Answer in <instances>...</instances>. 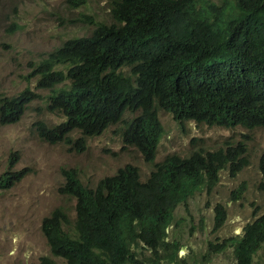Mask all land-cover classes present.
Wrapping results in <instances>:
<instances>
[{
  "label": "trees",
  "instance_id": "16d2710c",
  "mask_svg": "<svg viewBox=\"0 0 264 264\" xmlns=\"http://www.w3.org/2000/svg\"><path fill=\"white\" fill-rule=\"evenodd\" d=\"M109 10L112 23L94 22L88 36L68 39L34 69L36 88L49 91L48 110L64 118L51 128L37 124L44 141L65 140L80 150L84 137L116 125L122 142L153 162L163 133L159 111L179 124L264 127V0H109ZM37 98L30 88L0 98V125L18 123ZM74 131L77 139L69 136ZM245 153L239 144L172 154L145 181L126 165L95 189L75 180L74 170H62L59 193L76 200L74 216L56 208L43 218L49 255L40 264H209L227 250L235 264H260L264 212L232 238L205 241L203 255L195 251L201 245L184 238L195 232L191 200L201 189L210 192L227 165L231 176L242 171ZM20 178L0 176V189ZM241 195L239 189L234 198ZM226 220L218 203L211 229Z\"/></svg>",
  "mask_w": 264,
  "mask_h": 264
},
{
  "label": "rangeland",
  "instance_id": "374dc122",
  "mask_svg": "<svg viewBox=\"0 0 264 264\" xmlns=\"http://www.w3.org/2000/svg\"><path fill=\"white\" fill-rule=\"evenodd\" d=\"M94 22L112 23L109 0H83L81 6L72 5L70 0H0V98L16 96L26 88L39 95L18 123L0 125V175L12 153L18 157L15 170L27 171L12 188L0 191V264H40V258L49 255L40 229L42 219L58 207L73 217V201L57 192L62 183L61 168H75L87 187H94L98 180L127 164L136 166L141 181H145L154 164L169 155L188 156L193 151L242 144L247 166L236 176H231L226 167L219 172L218 182L210 192L204 188L195 195L189 206L194 236L184 238L191 246L201 245L195 251L203 255L207 241L218 243L234 237L264 212V127L246 130L179 124L168 113L159 111L163 133L154 163L145 162L136 148L124 146L116 125L100 136L87 138L81 153L72 150L73 145L65 140L50 144L39 137L37 124L51 128L64 118L48 110L44 101L49 91L36 88L34 69L68 39L88 36ZM79 136L77 131L70 135L73 139ZM239 189L242 195L236 200ZM218 203L225 206L227 220L220 229L213 230V209ZM179 213L180 208L176 209ZM230 251L212 255L209 264H235ZM256 257L264 264V250ZM54 261L63 264L58 259Z\"/></svg>",
  "mask_w": 264,
  "mask_h": 264
},
{
  "label": "clouds",
  "instance_id": "9594fccd",
  "mask_svg": "<svg viewBox=\"0 0 264 264\" xmlns=\"http://www.w3.org/2000/svg\"><path fill=\"white\" fill-rule=\"evenodd\" d=\"M112 126H114V125H112ZM163 126V125H162ZM261 127V126H260ZM237 128V127H236ZM238 128H242V129H246L245 127H238ZM255 128H257V127H254L253 129H255ZM253 129H249V130H253ZM246 130H248V128L246 129ZM78 132V131H77ZM104 133V132H103ZM103 133H101L100 135H102ZM71 135V134H70ZM69 135V136H70ZM100 135H96V136H100ZM96 136H86V137H84V142H85V145H84V148L83 149H80V150H77L76 148H71L72 150L74 149L77 153H81V152H83L84 150H85V148H86V141H87V138H91V137H96ZM121 137V136H120ZM121 141H122V139H121ZM123 143V142H122ZM51 144V143H50ZM123 145L124 146H128V145H125L124 143H123ZM128 147H133V146H128ZM135 148V147H134ZM137 149V148H136ZM221 150H226V149H221ZM157 151V150H156ZM215 151H218V150H215ZM215 151H207V152H215ZM140 153V152H139ZM13 154V153H12ZM12 154L10 155V157L12 156ZM141 154V153H140ZM191 154V153H190ZM189 154V155H190ZM16 156H15V158L14 157H11L12 158V161L10 160V157H9V162H8V166H7V168L5 169V171L0 175V176H2V175H4V174H7L10 178H15V177H20L21 176V178H20V180H18L17 182H15V184L16 183H18V182H20L25 176H26V174H27V171L26 170H24V169H22V170H15V166H16V163H17V154H15ZM142 155V154H141ZM188 155V156H189ZM143 157V156H142ZM242 157H244V155L242 156ZM155 158H156V155H155ZM166 158V157H165ZM164 158V159H165ZM144 159V158H143ZM163 159V160H164ZM162 160V161H163ZM145 161V160H144ZM154 161H155V159H154ZM154 161L153 162H147V163H154ZM162 161H160V162H162ZM146 162V161H145ZM160 162H157V163H160ZM157 163H155V164H157ZM155 164H154V167H155ZM127 165H131V164H127ZM126 166V165H125ZM125 166H123V167H125ZM132 166H134V165H132ZM228 166V165H227ZM226 166V167H227ZM122 167V168H123ZM134 167H136V166H134ZM154 167H153V170H154ZM225 167V168H226ZM122 168H119L118 170H120V169H122ZM137 168V167H136ZM224 168V169H225ZM138 169V168H137ZM62 170H74L75 171V174L73 175V177L75 178V180H78V181H80V183L82 184V186L83 187H85V188H87V189H95L96 188V186L98 185V182L101 180V179H103V178H101L100 180H98V182L95 184V186L94 187H87L86 185H84L83 184V182L81 181V179H80V177H79V174H78V171L75 169V168H61L60 169V174H61V177H62V183H61V185L60 186H62L63 185V183H64V177H63V175H62ZM118 170L116 171V173L118 172ZM152 171V170H151ZM139 172V171H138ZM115 173V174H116ZM151 173V172H150ZM114 175V174H113ZM113 175H111V176H113ZM150 175V174H149ZM139 176H140V174H139ZM107 177H109V176H107ZM149 177V176H148ZM105 178V177H104ZM141 180V179H140ZM147 180V179H146ZM14 184V185H15ZM13 185V186H14ZM13 186H11L10 188H12ZM60 186H58V190H57V192H58V194L59 195H61V196H67V197H69L70 198V200H72L73 201V203H74V207H73V216H74V208H75V205H76V200L73 198V197H71V196H69V195H65V194H61V193H59V188H60ZM10 188H8V189H0V191H4V190H9ZM58 208H63V207H58ZM64 209V208H63ZM55 210V209H54ZM52 213V212H51ZM50 213V214H51ZM49 214V215H50ZM69 214V213H68ZM48 215V216H49ZM70 215V214H69ZM47 217V216H46ZM45 218V217H44ZM43 220V219H42ZM42 222V221H41ZM40 229H41V226H40Z\"/></svg>",
  "mask_w": 264,
  "mask_h": 264
}]
</instances>
